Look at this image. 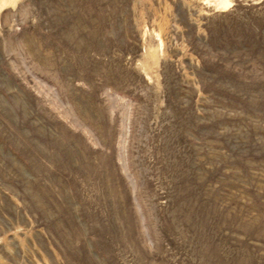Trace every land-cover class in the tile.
Instances as JSON below:
<instances>
[{"label":"rangeland","instance_id":"obj_1","mask_svg":"<svg viewBox=\"0 0 264 264\" xmlns=\"http://www.w3.org/2000/svg\"><path fill=\"white\" fill-rule=\"evenodd\" d=\"M0 264H264V0H0Z\"/></svg>","mask_w":264,"mask_h":264}]
</instances>
